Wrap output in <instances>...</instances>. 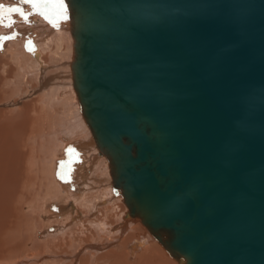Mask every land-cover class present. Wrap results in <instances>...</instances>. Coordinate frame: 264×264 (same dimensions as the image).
<instances>
[{"label":"water","instance_id":"obj_1","mask_svg":"<svg viewBox=\"0 0 264 264\" xmlns=\"http://www.w3.org/2000/svg\"><path fill=\"white\" fill-rule=\"evenodd\" d=\"M112 188L181 264H264V0H65Z\"/></svg>","mask_w":264,"mask_h":264},{"label":"bare ground","instance_id":"obj_2","mask_svg":"<svg viewBox=\"0 0 264 264\" xmlns=\"http://www.w3.org/2000/svg\"><path fill=\"white\" fill-rule=\"evenodd\" d=\"M66 16H42L35 38L16 13L11 27L0 24L1 37L14 36L0 40V135L10 151H0V264H172L100 161L73 83Z\"/></svg>","mask_w":264,"mask_h":264},{"label":"snow or ice","instance_id":"obj_3","mask_svg":"<svg viewBox=\"0 0 264 264\" xmlns=\"http://www.w3.org/2000/svg\"><path fill=\"white\" fill-rule=\"evenodd\" d=\"M19 3L21 5H30L34 13L44 16L45 19H49V13L63 16L65 19L67 18V5L65 0H19ZM12 13H18L20 16L24 17L25 20L27 19V15L31 14H26L20 6H5L4 4L0 3V24H4L5 19H7L8 23L4 24V26L11 27L12 23H14V21L10 19ZM13 38L14 36L0 37V40Z\"/></svg>","mask_w":264,"mask_h":264},{"label":"rangeland","instance_id":"obj_4","mask_svg":"<svg viewBox=\"0 0 264 264\" xmlns=\"http://www.w3.org/2000/svg\"><path fill=\"white\" fill-rule=\"evenodd\" d=\"M0 2L2 3V4H4L3 2H6L7 4H4L5 6H20L21 4L19 3V0H12V1H8V0H0ZM9 3V4H8ZM13 3V4H12ZM16 4V5H15ZM25 7H27V5H23L22 6V8H23V10L25 9ZM26 10V9H25ZM27 11V10H26ZM16 16H19L18 17V19H20V20H22V21H25V18L24 17H21L18 13H16ZM45 24H46V22H45ZM45 24H43V25H45ZM4 26V25H3ZM50 26V25H49ZM2 28V27H1ZM4 28H6V27H4ZM3 28V29H4ZM21 98H25V96H24V94L23 95H21ZM0 108H3V105H0ZM3 135L4 134H2V135H0V151L3 149V152L4 151H6V152H9L10 153V151L9 150H5V147H6V144H5V141L3 142L2 141V137H3ZM5 139V138H4ZM15 149L17 150V155H16V159L18 160V157H19V153H18V148L17 147H15ZM1 156V155H0ZM100 156V155H99ZM1 159L2 158H4V157H0ZM14 158V156H11V159H13ZM100 161L101 162H104V166L106 167V165L105 164H107L106 163V157L104 156V155H101L100 156ZM0 162H1V160H0ZM10 173V172H9ZM3 175H5V173H4V171L2 170V168H1V166H0V177H3ZM15 175H16V172H14L13 173V177H15ZM9 184V183H8ZM10 186V185H9ZM7 191H9L10 190V187L8 188V189H6ZM109 209V208H108ZM25 210V209H24ZM112 217V216H111ZM110 217V218H111ZM109 218V221L112 219H110ZM3 219H2V217H0V228H1V225L3 224ZM140 222V221H139ZM112 224H114V223H112ZM132 237H133V235H132ZM153 238V241L155 242V241H157L154 237H152ZM155 239V240H154ZM157 245L159 244V245H161L160 247H163L162 246V244H160L159 242H155ZM121 248H123V246H120V249ZM162 249V248H161ZM163 251L167 254L166 256L167 257H169L170 259H171V261L173 260L175 263H176V259L173 257V256H171L168 252H167V250L165 251V248H163ZM85 256H87V255H85ZM85 256H83V257H85ZM83 261H85L84 259H82L81 260V264H84V262ZM110 261H111V259H110V257L108 256V261H107V263L109 264L110 263ZM145 262L144 263H142V262H136V264H148V262H147V260H144ZM173 261H172V264H174L173 263ZM87 264H88V262H86ZM150 264H151V262H150ZM154 264V263H153Z\"/></svg>","mask_w":264,"mask_h":264},{"label":"crops","instance_id":"obj_5","mask_svg":"<svg viewBox=\"0 0 264 264\" xmlns=\"http://www.w3.org/2000/svg\"><path fill=\"white\" fill-rule=\"evenodd\" d=\"M22 6L23 5H20V7L22 8ZM29 8V9H28ZM23 9V8H22ZM27 11H26V10ZM25 9H24V12L26 13V14H28V13H31L30 15H27V19L25 20V21H22V24H23V22H24V24H23V27H24V29H23V32H24V34L26 35V36H28V37H32V38H35L36 36H37V34H38V32H40V30H43V29H41V27H40V25H42V24H45V22H46V20L43 18L42 19V16L39 14V15H37V13H34L33 12V9H32V7L31 6H28L27 5V7H25ZM59 18H61V20L63 19V16H59ZM42 19V20H41ZM28 20V21H27ZM28 24V25H27ZM37 28V29H36ZM28 31H27V30ZM30 29V30H29ZM25 30V31H24ZM34 30V31H33ZM36 32V33H35ZM12 33V34H11ZM11 33H9V35L11 36V35H13V32H11ZM27 33V34H26ZM32 33H34V35L32 34ZM40 35H42L41 33H39ZM2 35H4L2 32H1V34H0V37L2 36ZM8 35V34H7ZM36 35V36H35ZM4 37V36H3ZM7 37V36H6Z\"/></svg>","mask_w":264,"mask_h":264}]
</instances>
